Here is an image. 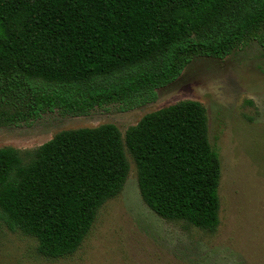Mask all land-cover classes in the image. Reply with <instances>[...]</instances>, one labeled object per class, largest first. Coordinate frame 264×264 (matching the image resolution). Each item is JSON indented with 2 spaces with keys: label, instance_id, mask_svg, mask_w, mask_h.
Here are the masks:
<instances>
[{
  "label": "trees",
  "instance_id": "1",
  "mask_svg": "<svg viewBox=\"0 0 264 264\" xmlns=\"http://www.w3.org/2000/svg\"><path fill=\"white\" fill-rule=\"evenodd\" d=\"M250 40L264 55V0H0V126L141 107L196 57L224 58ZM125 144L153 211L216 231L221 159L193 99L146 114L125 139L109 123L63 130L27 162L0 148V218L45 257L73 254L124 188Z\"/></svg>",
  "mask_w": 264,
  "mask_h": 264
},
{
  "label": "rangeland",
  "instance_id": "2",
  "mask_svg": "<svg viewBox=\"0 0 264 264\" xmlns=\"http://www.w3.org/2000/svg\"><path fill=\"white\" fill-rule=\"evenodd\" d=\"M185 99L201 102L209 139L221 159L220 224L207 232L153 211L141 196L137 164L123 190L98 210L81 246L48 258L38 240L9 229L0 218V264H264V55L256 40L224 58L196 57L181 76L158 90L152 103L128 111L118 105L87 115L47 112L30 123L0 126V148L24 161L57 133L114 124L123 139L146 114Z\"/></svg>",
  "mask_w": 264,
  "mask_h": 264
}]
</instances>
